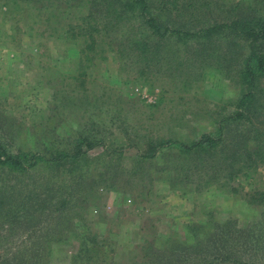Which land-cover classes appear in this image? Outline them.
Here are the masks:
<instances>
[{"label":"rangeland","instance_id":"374dc122","mask_svg":"<svg viewBox=\"0 0 264 264\" xmlns=\"http://www.w3.org/2000/svg\"><path fill=\"white\" fill-rule=\"evenodd\" d=\"M98 1L0 0V134L11 150L52 157L53 151H71L73 140L82 135L94 143L88 152L91 166L110 175L124 171L110 191L101 189L100 202L84 212L96 237H109L113 243L100 257L93 251L95 264H110L113 256L117 262L132 264L133 255L140 254L135 247L146 239H157L159 247L169 238L191 243L195 232L228 219L241 228L257 225L264 207L253 203L251 196L264 187V165L253 172V179H223L204 186L200 177H216L207 165V152L189 156L193 161L187 166L193 169L182 172L186 176L180 181L173 170H161L166 162L161 149L141 167L135 160L147 152V139L159 143L172 137L192 143L203 133H215L217 120L228 117L222 123L227 143L251 135L250 129L240 134L249 126L229 113L249 91L241 83L244 59L252 51L263 52L264 39L246 40L228 27L206 44L173 36L154 59L146 60L152 55L137 43L151 35L142 26L141 11L132 17L114 4L113 13L100 15ZM146 1L163 29L193 30L223 17L221 6L241 2L254 15L264 16V0H200L212 2L207 16L201 10H177L183 4H200L199 0H179L171 11L162 7L163 0ZM91 9L104 36L87 55L84 37L74 35L78 29L73 25ZM226 39L234 44L224 47ZM223 155L222 150L215 153L211 164L219 166ZM129 169L137 171L136 177L143 176L141 190L122 183ZM7 232L0 228L2 253L10 252ZM23 237L17 234L9 245ZM78 245L79 240L53 244L51 263L67 264Z\"/></svg>","mask_w":264,"mask_h":264},{"label":"trees","instance_id":"16d2710c","mask_svg":"<svg viewBox=\"0 0 264 264\" xmlns=\"http://www.w3.org/2000/svg\"><path fill=\"white\" fill-rule=\"evenodd\" d=\"M91 1L93 4L94 0ZM178 1L163 0L162 7L168 11L177 9ZM201 1L199 0L200 4H183L184 6L177 10L182 8L192 9L193 12L201 10L207 16V10L212 2ZM241 3L226 9L221 6L225 11L223 17L211 18L210 21L199 24L193 30H186L181 26L163 29L157 18L150 14V4L146 0L95 2L100 6L98 10L100 15L110 11L113 13L114 4L120 5L122 7L120 9L125 13L128 12L132 17L140 15L141 11L142 26L151 36L136 43L145 48L147 54L152 55L146 60L154 59V54H158L164 41L173 36L186 37L188 41L192 39L206 44L214 41L215 37L220 35L222 28L228 27L231 32L246 40L264 39V16L254 15ZM73 26L78 29L74 35L84 37L83 51L90 55L91 50L98 45V38L104 36L103 28L97 22L92 9L81 18L80 23ZM104 27L106 28V25ZM232 44L234 42L226 39L224 47ZM243 65L241 83L244 89L249 91L241 95L235 102L236 109L229 114L249 126L240 134L250 129L251 135H243L236 142L227 143L226 130L222 123L227 122L230 119L228 117L226 120H217L218 128L215 133H203L192 143L175 140L172 137L162 138L159 143L147 139V152L138 155L135 164L138 167L143 166L145 160L157 157V150L161 149L159 154L161 153L164 161L166 160L161 170L167 168L173 170L177 175L176 179L180 181L181 176H186L182 172L187 173L193 169L187 166L188 162L193 161L189 156L194 152H207V165L215 171L216 177H200V182L204 186L214 182L220 183L223 179L239 177L253 179V172L257 173L258 168L264 165V51L250 52L244 59ZM73 143L71 151H53L52 157H47L45 153L30 150L15 152L0 134V172L7 174L5 177L0 176V228L8 229L5 244L10 250L8 253H2L3 245L0 243V264H52L50 260L52 245L62 246L71 244L75 240H79V245L77 250L68 256L66 263L95 264L93 251L95 250L100 257L105 247L110 244L113 246L109 237L104 236L102 239L96 237L84 212L91 208V204L100 202L103 194L101 189L110 191L116 185L119 175L125 173L114 170L110 175L99 172L97 166H91L88 152L94 147V143L88 137L80 135L73 140ZM221 145H223L222 149ZM220 150L224 153L220 159L221 164L219 166L217 162L211 164L209 159ZM44 171L49 172L43 174ZM129 171L128 179L126 178V182L122 179V183L130 184L133 191L141 190L144 187L143 176L136 177L134 174L137 171L134 172L133 169ZM188 179L189 176L185 182H189ZM251 197L253 203L264 207L263 185L255 189ZM235 223V220L228 219L221 224L214 226L211 224L212 229L208 228L200 234L195 232L191 243L187 240L169 238L159 247L156 244L157 239H146L143 245L135 247L140 254L133 255L132 264H264V228H262L264 212L261 213V221L253 227L241 228ZM19 233L25 237L17 238L16 245L11 247L10 238L14 240ZM14 250L16 251L13 252ZM110 252L113 254L114 250ZM109 262L123 264L117 262L115 256Z\"/></svg>","mask_w":264,"mask_h":264}]
</instances>
